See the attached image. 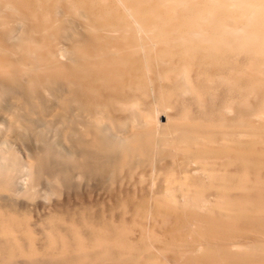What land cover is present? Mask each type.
<instances>
[{
    "label": "bare ground",
    "instance_id": "obj_1",
    "mask_svg": "<svg viewBox=\"0 0 264 264\" xmlns=\"http://www.w3.org/2000/svg\"><path fill=\"white\" fill-rule=\"evenodd\" d=\"M229 1L0 0V264H264V0Z\"/></svg>",
    "mask_w": 264,
    "mask_h": 264
},
{
    "label": "rangeland",
    "instance_id": "obj_2",
    "mask_svg": "<svg viewBox=\"0 0 264 264\" xmlns=\"http://www.w3.org/2000/svg\"><path fill=\"white\" fill-rule=\"evenodd\" d=\"M230 1H229V3H230ZM234 1H238V0H234ZM202 25L207 26L205 23H202ZM258 67L264 68V63L258 64ZM162 121H165V119L164 120L162 119ZM19 143H21V142L15 141L14 144L12 143L13 149L15 151H17L20 155H22V157L24 158V157H26V154L28 151L25 148L24 143H21L22 145H20ZM29 143H30L29 141H28V143L26 142V144H29ZM59 193H62V195H61L60 199L56 200V202L58 204H62V203L63 204H73V202H71L72 201L71 200L72 191H69V189H67V188H62ZM37 200L40 201V199H37Z\"/></svg>",
    "mask_w": 264,
    "mask_h": 264
}]
</instances>
